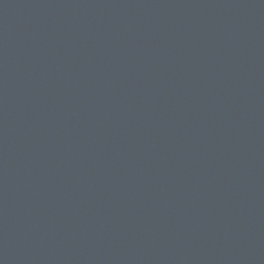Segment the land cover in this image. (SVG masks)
Segmentation results:
<instances>
[{"label":"water","instance_id":"95a60500","mask_svg":"<svg viewBox=\"0 0 264 264\" xmlns=\"http://www.w3.org/2000/svg\"><path fill=\"white\" fill-rule=\"evenodd\" d=\"M0 264H264V0H0Z\"/></svg>","mask_w":264,"mask_h":264}]
</instances>
